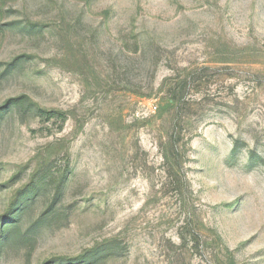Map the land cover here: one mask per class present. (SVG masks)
<instances>
[{"label":"rangeland","instance_id":"obj_1","mask_svg":"<svg viewBox=\"0 0 264 264\" xmlns=\"http://www.w3.org/2000/svg\"><path fill=\"white\" fill-rule=\"evenodd\" d=\"M17 98L60 117L0 121V264H264V0H0Z\"/></svg>","mask_w":264,"mask_h":264},{"label":"trees","instance_id":"obj_2","mask_svg":"<svg viewBox=\"0 0 264 264\" xmlns=\"http://www.w3.org/2000/svg\"><path fill=\"white\" fill-rule=\"evenodd\" d=\"M12 110H18L20 115L33 114L36 117L45 118L50 121L53 118L60 117V114L55 112H47L36 107L26 98H17L10 100L4 107L0 109V121L4 119V116ZM65 119L62 120L64 122ZM65 177L57 184L56 193L61 194V186L64 182ZM42 182L34 181L18 195H16L13 201L8 207V211L1 217L0 216V249L6 244L12 237L20 235V226L18 222L22 211L28 207V203L33 201L38 192ZM53 209V206L50 210ZM15 219V220H14ZM104 253L92 252L86 256H82L76 259L59 258L46 262L45 264H95L97 263Z\"/></svg>","mask_w":264,"mask_h":264}]
</instances>
